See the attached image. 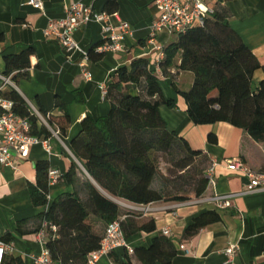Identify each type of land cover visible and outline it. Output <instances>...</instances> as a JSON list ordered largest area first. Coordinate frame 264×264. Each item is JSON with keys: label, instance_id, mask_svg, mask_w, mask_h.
I'll return each mask as SVG.
<instances>
[{"label": "crops", "instance_id": "obj_1", "mask_svg": "<svg viewBox=\"0 0 264 264\" xmlns=\"http://www.w3.org/2000/svg\"><path fill=\"white\" fill-rule=\"evenodd\" d=\"M40 1L42 10L30 5L29 0H0V73L5 72V56L32 49L30 67L21 72H12L11 83L4 86L3 94L15 90L26 103L42 114L60 116L67 112L70 126L63 139L69 141L79 134L80 122L87 115L93 119L107 115L110 101L106 95L117 70L129 68L135 60L146 59L150 68L160 76L163 96L176 102L174 108L165 105L159 108L166 128L170 124L168 130L184 138L193 150L202 151L196 160L217 161L213 193L236 194L225 209L216 208L209 197L189 196L190 200L181 203L148 205L116 200L121 206L119 218H123V221L130 217L127 213L134 211L155 221L156 229L153 232H137L127 238L128 244L133 249L147 247L152 238L162 236L163 229L168 227L171 235L166 238L171 240L176 250L170 264H225L224 249L229 244L237 246L234 264H264V190L240 194L246 178L227 164V161L240 160L256 171H264V149L253 143L241 129L227 122L195 125L189 120L185 102L175 92L171 82L174 81L178 89L187 91L193 82V74L178 69L179 56L167 68V74L162 72L159 61L160 55L165 54V49L177 36L164 28L157 34L154 44L147 41L150 25L159 15L154 0H115V13L108 14V23L116 29L120 21L127 22L132 33L125 35L123 47L118 52H106L99 57L94 52L87 62V69L91 73L89 80L84 78L79 66L80 54L63 50L57 41L46 38L43 31L50 19L64 17V10L70 4L92 3L95 12L101 13L106 10L109 0ZM204 2L223 16L258 59L262 67L253 75L256 85L264 79V0ZM212 14L208 17L212 18ZM105 25L103 21L88 23L77 28L73 37L81 48L89 52L102 40ZM13 76L16 77L12 79ZM121 89L122 85L118 90ZM208 133L216 136V144L207 142ZM45 138H48V151L40 144L35 145L27 158H17L15 167L0 165V242H8L10 246L0 264H33L32 256L39 254L45 246L46 239L42 241L36 229L40 225L41 213L48 205H34L31 196L36 184L37 161L46 160L49 169L59 174L57 181L48 186L49 202L58 196L76 193L85 203L88 199V182L109 197L85 172L60 134L56 137L50 133ZM73 161L80 170L76 172V180L70 183L65 175ZM205 210H215L220 219L200 229L193 237H183L184 227L192 217ZM124 251V248L115 250L120 260ZM128 255L132 264H141L133 253ZM98 264L111 263L109 257L104 256Z\"/></svg>", "mask_w": 264, "mask_h": 264}, {"label": "trees", "instance_id": "obj_2", "mask_svg": "<svg viewBox=\"0 0 264 264\" xmlns=\"http://www.w3.org/2000/svg\"><path fill=\"white\" fill-rule=\"evenodd\" d=\"M116 6L115 0H109L105 12L115 13ZM94 46L89 49V59L95 54ZM31 54L32 49L28 48L18 55L5 56L4 74L29 68ZM177 56L180 58L178 69L193 74V82L187 91L178 89L175 82H171L185 102L189 120L195 125L227 122L241 129L253 143L264 149V79L256 85L253 83L254 73L262 66L223 16L213 11L212 18L208 17L203 26L179 33L165 49L160 62L163 73L175 63ZM115 76L106 95L110 101L107 115L99 119L87 115L80 122L79 134L71 140L63 139L70 126L67 112L48 118L51 125L58 127L60 137L85 172L109 196L88 182L85 203L76 193L58 196L49 202V164L46 160L36 162L32 200L36 206L48 205L41 213L36 231L45 230V247L55 264L86 263L88 254L99 248L107 225L120 216L121 206L116 200L148 205L181 203L191 199L187 195L168 196L163 187L156 185L158 168L151 158L153 151L168 152L176 146L184 153L178 165L186 169L202 154L201 150H193L184 138L166 128L159 108L161 105L174 108L175 100L163 96L160 76L150 68L146 59L133 61L129 68H119ZM121 85L122 89L118 90ZM3 95L13 101L14 112L28 120L32 135H50L44 126L38 125L26 101L15 90ZM206 139L209 144L217 143L212 133H208ZM77 170L80 168L73 161L65 179L73 183ZM205 172L197 180L194 198L214 194ZM127 215L130 217L121 222L126 240L137 232L149 233L156 229L153 218L138 212ZM219 219L215 210L202 211L184 227L183 237H193L200 229ZM44 223L49 225L44 226ZM50 225L57 228L56 232ZM133 254L141 264H170L176 250L171 240L162 235L152 238L147 247H135ZM108 257L112 264H132L127 251L122 254V260L115 251Z\"/></svg>", "mask_w": 264, "mask_h": 264}, {"label": "built area", "instance_id": "obj_3", "mask_svg": "<svg viewBox=\"0 0 264 264\" xmlns=\"http://www.w3.org/2000/svg\"><path fill=\"white\" fill-rule=\"evenodd\" d=\"M154 2L159 10V15L150 25L147 39L150 44L155 43L157 34L164 28L177 36L189 28L203 26L208 15L213 13V9L209 8L204 0H154ZM29 4L42 10V2L40 0H29ZM64 13L65 15L62 18L50 19L43 33L46 38L57 41L63 50L75 51L80 54L79 66L81 67L84 78L89 80L91 78V73L87 69L89 55L75 41L73 37L74 31L88 23L106 22V25L103 27V38L93 48L95 53L104 54L106 52H118L121 50L123 47L122 41L126 34L132 33V28L127 22L120 21L117 28L114 29L108 23V13L105 11L101 13L95 12L92 3L75 2L67 6ZM163 58L164 55L161 54L159 61H162ZM10 83L11 74L6 75L0 73V165L15 167L17 158H27L33 146L40 144L47 151L50 147L48 138L39 137L30 133L28 120L16 114L13 110V101L4 97V86ZM27 106L30 114L37 118V122L54 136L58 137L59 129L57 126L49 123V114L40 113L31 104L27 103ZM227 164L229 168L241 172L246 178L244 190L240 194L264 190V172L253 170L240 160L227 161ZM216 165L217 161L212 160L205 172V177L212 188H214L216 182ZM58 177V171L49 169L48 185L55 183ZM234 195L236 194L219 195L214 193L208 199L214 203L216 208L225 209L229 207L230 200ZM122 221L123 218H118L107 225L99 248L88 254L85 264H98L102 257L108 256L118 248H124L129 254L133 253V248L125 238L121 225ZM48 225L44 223V226ZM50 227L53 232H56L57 228L54 225H50ZM37 235L42 241L45 240L46 234L43 228L38 231ZM162 235L169 237L171 235L170 229L168 227L164 228ZM9 248V244L0 242V261L5 251ZM236 250L237 246L234 244H229L224 249V255L226 257L225 264H234L233 259ZM32 260L33 264H53L50 252L45 246L39 254L32 256Z\"/></svg>", "mask_w": 264, "mask_h": 264}, {"label": "rangeland", "instance_id": "obj_4", "mask_svg": "<svg viewBox=\"0 0 264 264\" xmlns=\"http://www.w3.org/2000/svg\"><path fill=\"white\" fill-rule=\"evenodd\" d=\"M168 127L170 124H167V129H169ZM182 156L184 153L176 146L168 152H152L151 158L158 168L156 185L163 187L168 196H193L197 180L204 176L205 169L211 164L210 161L198 159L185 169L178 165V160Z\"/></svg>", "mask_w": 264, "mask_h": 264}]
</instances>
